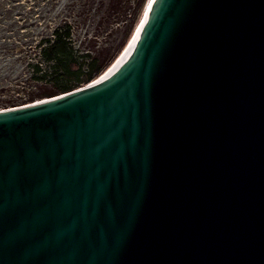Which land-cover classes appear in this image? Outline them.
Returning <instances> with one entry per match:
<instances>
[{
    "label": "water",
    "instance_id": "1",
    "mask_svg": "<svg viewBox=\"0 0 264 264\" xmlns=\"http://www.w3.org/2000/svg\"><path fill=\"white\" fill-rule=\"evenodd\" d=\"M107 77L0 109V264H264V0H150Z\"/></svg>",
    "mask_w": 264,
    "mask_h": 264
},
{
    "label": "trees",
    "instance_id": "2",
    "mask_svg": "<svg viewBox=\"0 0 264 264\" xmlns=\"http://www.w3.org/2000/svg\"><path fill=\"white\" fill-rule=\"evenodd\" d=\"M26 1L0 0V109L94 80L124 47L147 2Z\"/></svg>",
    "mask_w": 264,
    "mask_h": 264
},
{
    "label": "bare ground",
    "instance_id": "3",
    "mask_svg": "<svg viewBox=\"0 0 264 264\" xmlns=\"http://www.w3.org/2000/svg\"><path fill=\"white\" fill-rule=\"evenodd\" d=\"M150 0H147L145 7L142 11L141 17L136 24L135 29L133 30L132 34L130 35L129 39L127 40L126 44L124 47L121 49V51L118 53V55L115 57V59L110 63V65L98 76L96 77L97 80L103 79L107 77L109 74H111L113 71H115L119 65L122 63V61L125 59L126 55L128 54L132 44L134 43L144 20V15L146 14L147 7L149 4Z\"/></svg>",
    "mask_w": 264,
    "mask_h": 264
},
{
    "label": "rangeland",
    "instance_id": "4",
    "mask_svg": "<svg viewBox=\"0 0 264 264\" xmlns=\"http://www.w3.org/2000/svg\"><path fill=\"white\" fill-rule=\"evenodd\" d=\"M44 1H46V0H44ZM32 4V0L31 1H29V0H27L26 2H25V6H29V5H31ZM27 9V8H26ZM141 17V16H140ZM4 63V62H3Z\"/></svg>",
    "mask_w": 264,
    "mask_h": 264
}]
</instances>
